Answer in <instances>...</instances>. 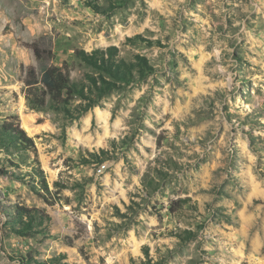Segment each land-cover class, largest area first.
<instances>
[{
  "label": "rangeland",
  "instance_id": "374dc122",
  "mask_svg": "<svg viewBox=\"0 0 264 264\" xmlns=\"http://www.w3.org/2000/svg\"><path fill=\"white\" fill-rule=\"evenodd\" d=\"M43 37L89 100L27 103ZM0 264H264V0H0Z\"/></svg>",
  "mask_w": 264,
  "mask_h": 264
},
{
  "label": "trees",
  "instance_id": "16d2710c",
  "mask_svg": "<svg viewBox=\"0 0 264 264\" xmlns=\"http://www.w3.org/2000/svg\"><path fill=\"white\" fill-rule=\"evenodd\" d=\"M29 48L35 57L36 66H29L27 68L24 86L26 88L25 99L29 105H32L33 109L44 110L49 108L62 110L63 107L58 104L67 102V100L79 99L84 102L89 100L85 95L84 88H79L71 80L68 70L63 66L58 67L54 64V53L50 39L46 37L40 38L31 43ZM107 55L108 57L105 59L102 51H92L89 53L82 50L75 51V58L77 60L98 72L101 88L96 86V80L88 77V81L94 90H96L97 95L109 92L117 84H126L133 80L130 66L113 60V55L110 52ZM144 61L143 58H138V65L142 72L146 68ZM42 89L52 91L54 96L47 99ZM57 98H61L64 101L54 103ZM93 104V102L86 104L83 112L88 111ZM7 131L8 134L12 135L20 143L25 144L29 148L33 147L31 140L26 137L18 126L14 127L10 125Z\"/></svg>",
  "mask_w": 264,
  "mask_h": 264
},
{
  "label": "bare ground",
  "instance_id": "6f19581e",
  "mask_svg": "<svg viewBox=\"0 0 264 264\" xmlns=\"http://www.w3.org/2000/svg\"><path fill=\"white\" fill-rule=\"evenodd\" d=\"M29 132V131H28Z\"/></svg>",
  "mask_w": 264,
  "mask_h": 264
}]
</instances>
